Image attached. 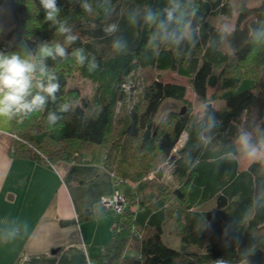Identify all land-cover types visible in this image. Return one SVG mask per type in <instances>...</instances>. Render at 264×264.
Here are the masks:
<instances>
[{
    "label": "trees",
    "instance_id": "obj_1",
    "mask_svg": "<svg viewBox=\"0 0 264 264\" xmlns=\"http://www.w3.org/2000/svg\"><path fill=\"white\" fill-rule=\"evenodd\" d=\"M84 2L92 6V12L84 11ZM98 3L57 0V20L66 22L76 36L69 43L58 31L59 24L47 20L40 0H0V52L12 51L22 41L32 50L39 44L59 43L67 52L65 57L45 60L60 86L56 100H48L43 111L11 119L18 136L14 153L49 162L101 160L125 185L122 210L115 213L106 208L114 215L113 236L102 246L96 264H214L218 259L227 264H264V164L249 163L240 170L233 142L243 129L264 130V44L252 37V30L264 23V1L239 9L234 27L223 35L208 17L231 16L230 2L191 0L195 15L189 19L195 44L186 41L174 50L149 46L154 28L142 15L136 24L129 21L136 11H161L167 0H111L113 11L108 16ZM111 24L117 25V31L108 34L104 29ZM116 39L126 42L123 51L113 48ZM77 50H83L86 57L83 65L73 55ZM93 57L96 67L89 71ZM233 61L257 65L250 74L228 75ZM136 68L187 75L202 103L210 100L208 87L221 89L218 99L224 105H209L216 127L204 132V113L196 116L189 110H168L173 122L163 127L156 115L169 101H185L186 85L158 78L145 84L142 79L127 82ZM74 71L94 83L91 102L81 98L77 88L66 87ZM36 79L42 77L37 74ZM125 82L130 88L122 87ZM140 87L141 100L114 124L118 104L125 107V99ZM64 103L71 105L66 112L60 110ZM49 114L58 117L55 123L48 120ZM182 132L187 138L173 156L172 148ZM201 133L211 137L208 143L200 138ZM172 156L173 174L183 177L181 186L169 189L145 181L151 169L159 177L158 163ZM220 195L227 201L218 207ZM213 199L215 206L204 208ZM103 212L99 208L85 216ZM168 219L179 227L177 247L163 237Z\"/></svg>",
    "mask_w": 264,
    "mask_h": 264
},
{
    "label": "crops",
    "instance_id": "obj_2",
    "mask_svg": "<svg viewBox=\"0 0 264 264\" xmlns=\"http://www.w3.org/2000/svg\"><path fill=\"white\" fill-rule=\"evenodd\" d=\"M12 133L11 120L0 118V236L16 233L0 239V264H96L113 236L101 200L122 192L120 181L101 160L15 154ZM99 208L103 214L85 216Z\"/></svg>",
    "mask_w": 264,
    "mask_h": 264
},
{
    "label": "clouds",
    "instance_id": "obj_3",
    "mask_svg": "<svg viewBox=\"0 0 264 264\" xmlns=\"http://www.w3.org/2000/svg\"><path fill=\"white\" fill-rule=\"evenodd\" d=\"M40 4L46 12L47 20L59 24L58 31L65 35L67 42H74L76 36L71 35V29L66 26V22L57 20L60 12L57 0H40ZM98 7L105 16L110 15L113 11L111 0H99ZM82 8L85 12L93 11L88 2H84ZM141 15L144 22L154 28L148 41L150 47L159 48L163 45L165 48L174 50L186 41L194 46L195 30L192 28L189 18L195 15V8L191 7V0H167L166 7L159 12H154L150 8L145 9L143 13L133 12L129 16L130 23L136 24ZM104 31L112 34L117 31V25L111 24ZM222 34H229L226 25ZM252 37L255 43L264 44V23L259 28L252 30ZM112 46L116 51H123L127 44L122 39H116ZM23 51V56L16 52L10 54L0 52V118L9 120L16 116L24 118L34 112L43 111L48 100H56V93L60 86L55 82L56 76L49 72L45 60L65 57L66 49L59 43L54 46L45 43L39 46L35 54L27 47H24ZM73 55L79 64H84L86 57L83 55V50H77ZM95 67L96 63L93 57L89 64V71ZM37 73L42 79H36ZM34 89L37 91L34 92ZM70 107L69 103H64L60 110L66 112ZM202 107L204 113L202 126L204 132H210L216 127L217 121L207 103H203ZM57 119L56 115L49 114L50 122L55 123ZM200 138L205 143L211 139L210 136H204L203 133ZM236 146L238 160L264 164V130L254 127L252 131L247 129L239 131ZM15 235V232L4 233L0 239L8 240L14 238ZM214 264H227V261L218 259Z\"/></svg>",
    "mask_w": 264,
    "mask_h": 264
},
{
    "label": "rangeland",
    "instance_id": "obj_4",
    "mask_svg": "<svg viewBox=\"0 0 264 264\" xmlns=\"http://www.w3.org/2000/svg\"><path fill=\"white\" fill-rule=\"evenodd\" d=\"M232 6L233 12L231 16H225V15H212L208 17V21L218 30H220L223 33L224 30V26H227V29L230 30L234 27L235 25V20H236V16L238 13L239 9H242L243 7L246 9L252 8L254 6L259 5L262 1L264 0H228ZM45 44V43H43ZM46 44L50 45V46H54L55 43L54 42H47ZM41 44L37 45V47L35 48V50H32L29 45L25 42L22 41L20 43V45L9 52H6L5 54H10L13 52L16 53H20L22 56L24 55V47H27L28 49H30L34 54L37 53L38 48ZM223 48L224 50H227V45L226 43L223 44ZM262 56H264V53H261ZM255 59H258L255 57ZM234 62V61H233ZM237 64L236 62H234L232 65H230L227 69V73L232 74V73H236L237 71H239L238 73L241 74H250L256 67V62H249V63H245L243 65ZM39 74V73H37ZM40 75V74H39ZM158 78L159 80H163V81H169V82H177V83H182L186 85L187 88V92H186V96H185V101H169L167 103V107L165 110H161L162 113H159L158 115H156L158 117L157 121L161 119V124L163 125V127L168 128L170 123L173 122L172 117L168 114V110H172V111H182V110H189L191 114H194L196 116H200L203 113V103L198 101L197 98L195 97L193 91L190 88V84H189V78L187 75L181 74V73H177L175 71H171V70H154V69H141V68H136L134 71H132L128 77H126V81L127 82H131L134 81L133 79H137V80H143V83H149L151 82L153 79ZM125 82L123 83L122 87L124 86L125 88H129L128 87V83ZM66 87H70V88H77L79 90V96L81 98L87 99L89 102H91V98L93 96L94 93V83H92L90 80L81 77L77 71H74L67 82ZM123 87V88H124ZM141 92L142 89L141 87L138 88L137 92H133L131 93V95L129 97H127L125 99L126 104L124 107H116V114L114 115V124L118 123V120L122 117L123 113H125V110H132V108L134 107V105L141 100ZM221 92V89L216 88V87H208V94L210 97V100H208L206 103L208 105H212L214 107H220L224 105V102L220 99H218V94ZM125 108V109H124ZM124 109V110H123ZM161 115V116H160ZM119 129V124L118 125H114V130ZM182 134H184V132H182ZM120 139V138H119ZM186 140V139H185ZM185 140L182 139L181 135L180 137L177 139L174 147L172 148V154L173 156L178 152L179 148H181V146H183ZM234 142V146L236 149V155L235 157L237 158L238 156V152H237V146H236V139L233 141ZM171 158V157H170ZM165 159L164 161L158 163L157 168H159L161 170V175L159 177H156L154 170H150L148 172V174L146 175V177H144L145 181L148 182H159L164 184V186H166L169 189H173L175 187L181 186V184L183 183V177L181 175H174L173 174V166L171 164L172 159ZM238 168H244L245 166H247L250 162L246 161V160H238ZM118 182V179H117ZM118 189H121V191L124 190L125 185L121 182H119L118 184ZM216 204V199L210 200L209 202L205 203L203 206L204 208H212L214 207ZM136 208L135 205H132V209ZM113 215V214H112ZM114 216V215H113ZM114 221V220H113ZM164 240L170 244L173 247H177L179 245V240H180V236H179V227L178 225L172 221V220H167L164 224V234H163Z\"/></svg>",
    "mask_w": 264,
    "mask_h": 264
},
{
    "label": "built area",
    "instance_id": "obj_5",
    "mask_svg": "<svg viewBox=\"0 0 264 264\" xmlns=\"http://www.w3.org/2000/svg\"><path fill=\"white\" fill-rule=\"evenodd\" d=\"M128 87L130 88L129 85H128ZM125 89H128V88H125ZM12 135L14 138H18L16 133H12ZM181 137L183 140H185L187 138V134L184 132V134H181ZM101 202L104 206L112 209L113 211H115V213H118L122 210L123 204L125 202V197L122 194V192L115 191L112 198H110V199L102 198Z\"/></svg>",
    "mask_w": 264,
    "mask_h": 264
},
{
    "label": "water",
    "instance_id": "obj_6",
    "mask_svg": "<svg viewBox=\"0 0 264 264\" xmlns=\"http://www.w3.org/2000/svg\"><path fill=\"white\" fill-rule=\"evenodd\" d=\"M173 156L170 158L172 159ZM227 199L224 195H220L218 198H217V206L220 207V206H223L225 203H226Z\"/></svg>",
    "mask_w": 264,
    "mask_h": 264
}]
</instances>
